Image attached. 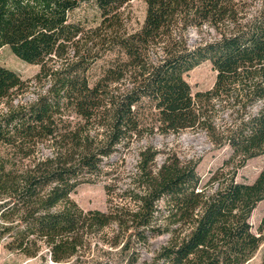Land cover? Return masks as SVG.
Segmentation results:
<instances>
[{
  "label": "trees",
  "instance_id": "obj_1",
  "mask_svg": "<svg viewBox=\"0 0 264 264\" xmlns=\"http://www.w3.org/2000/svg\"><path fill=\"white\" fill-rule=\"evenodd\" d=\"M129 1L0 0V49L40 65L24 79L0 63V246L53 264H139L165 236L148 264H246L264 242V215L257 232L250 222L264 166L236 179L264 156V0H144L137 29ZM82 4L97 26L71 19ZM204 61L215 82L193 93L185 73ZM186 130L229 149L206 183L197 158L149 142L127 187L105 185L106 211L71 197L136 140Z\"/></svg>",
  "mask_w": 264,
  "mask_h": 264
},
{
  "label": "rangeland",
  "instance_id": "obj_2",
  "mask_svg": "<svg viewBox=\"0 0 264 264\" xmlns=\"http://www.w3.org/2000/svg\"><path fill=\"white\" fill-rule=\"evenodd\" d=\"M127 19L129 29L139 28L145 17L146 4L144 0H131L123 8ZM71 19L86 28L95 27L100 22L98 10L90 4H82L71 15ZM192 39H196L198 33L192 30L190 33ZM108 57V56H107ZM0 63L17 71L24 79H32L40 70L39 64L27 63L19 59L12 53L9 47L0 49ZM103 61H99L90 71L91 80L94 81L101 72ZM185 79L191 86L192 92L204 91L210 89L216 79V71L213 70L210 61H204L185 73ZM32 96V91L27 93ZM149 142L155 143L161 149H173L183 158H197L199 160L197 171L206 183L213 171L222 165L223 160L228 156L229 149L212 148L206 135L202 131L186 130L179 134L170 133L168 135L157 133L154 136H146L141 140H136L128 148L124 156L120 154L114 156L111 174H106L102 178L92 183L79 185L71 194V197L84 209H100L106 211L108 208L106 184H115L119 191L130 183V175L136 169L138 152L140 146ZM163 159V154L158 158V162ZM264 166V156L251 158L238 170L236 179L238 181L253 182ZM264 215V200L259 202L253 210L250 222L253 230L257 232L261 219ZM166 241L165 236L154 238L149 247L143 249L141 262L139 264H148L151 261L155 251ZM0 264H53L40 257H26L23 255L10 253L0 246ZM100 264H107L103 261ZM246 264H264V242L258 252Z\"/></svg>",
  "mask_w": 264,
  "mask_h": 264
}]
</instances>
